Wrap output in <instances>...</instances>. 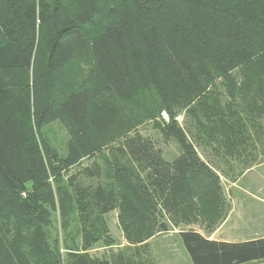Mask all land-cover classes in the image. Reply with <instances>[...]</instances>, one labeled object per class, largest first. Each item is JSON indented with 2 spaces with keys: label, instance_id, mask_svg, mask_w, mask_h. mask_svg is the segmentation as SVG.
<instances>
[{
  "label": "trees",
  "instance_id": "obj_1",
  "mask_svg": "<svg viewBox=\"0 0 264 264\" xmlns=\"http://www.w3.org/2000/svg\"><path fill=\"white\" fill-rule=\"evenodd\" d=\"M260 159L264 0H0V264H141L170 226L214 231L221 178ZM113 212L135 249L93 257ZM177 238L192 264L264 263V238Z\"/></svg>",
  "mask_w": 264,
  "mask_h": 264
},
{
  "label": "crops",
  "instance_id": "obj_2",
  "mask_svg": "<svg viewBox=\"0 0 264 264\" xmlns=\"http://www.w3.org/2000/svg\"><path fill=\"white\" fill-rule=\"evenodd\" d=\"M221 183L229 210L214 231L206 232L205 223L199 220L196 224L170 226L167 233L177 235L179 231L193 230L208 240L223 242L264 238V159L258 160L235 181L221 178Z\"/></svg>",
  "mask_w": 264,
  "mask_h": 264
},
{
  "label": "rangeland",
  "instance_id": "obj_3",
  "mask_svg": "<svg viewBox=\"0 0 264 264\" xmlns=\"http://www.w3.org/2000/svg\"><path fill=\"white\" fill-rule=\"evenodd\" d=\"M47 131V137L51 141L52 145L55 148L62 149L66 140V134L62 127L58 123H53L47 127ZM141 133L146 137L152 138L153 140L158 138L157 133L155 131H152L149 127L142 128ZM167 150V157L170 158L176 153L177 147L174 143L171 142L168 144ZM87 163L88 162L86 160L83 161V165H86ZM106 219L110 230V235L114 239L115 245L112 248H103L97 245L95 249L90 251V254L93 257L98 258H109L110 255L115 254L119 251L127 256L131 255V252L127 249H132L133 251L135 248H129L128 244L124 240L123 234L117 224L115 212L107 215ZM54 223L58 228L59 220L57 217L54 218ZM57 228L55 229V231L52 230L50 233H56ZM134 253V260L137 263H139L140 261L141 264H192L188 255L182 248L177 235L172 232L155 237L151 240V242H149L147 249L139 250V252L135 251Z\"/></svg>",
  "mask_w": 264,
  "mask_h": 264
}]
</instances>
